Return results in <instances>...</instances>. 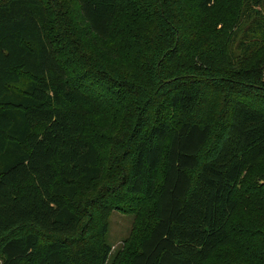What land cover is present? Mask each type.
I'll list each match as a JSON object with an SVG mask.
<instances>
[{"label": "trees", "instance_id": "obj_1", "mask_svg": "<svg viewBox=\"0 0 264 264\" xmlns=\"http://www.w3.org/2000/svg\"><path fill=\"white\" fill-rule=\"evenodd\" d=\"M229 3L0 0V264H116L108 191L150 207L129 264H264V0L208 40Z\"/></svg>", "mask_w": 264, "mask_h": 264}, {"label": "rangeland", "instance_id": "obj_2", "mask_svg": "<svg viewBox=\"0 0 264 264\" xmlns=\"http://www.w3.org/2000/svg\"><path fill=\"white\" fill-rule=\"evenodd\" d=\"M229 4L225 11L227 12L226 16L228 17V20L231 21V23L228 26H225L224 24H220L219 27L215 32H212L211 35L205 34L208 40H210L211 37H216V39H226L228 35L236 30V37L241 36V31L238 29V25L240 24V15L239 10L237 8V0H229ZM205 37V36H204ZM207 40V41H208ZM108 73V72H107ZM101 77L109 76L108 74H100ZM97 83V81H96ZM97 85H101L103 90L105 91H112L115 88V85L117 86V82L114 80L107 81L106 83L104 81H100L97 83ZM117 90V89H116ZM120 118V117H119ZM123 120V119H121ZM125 122V121H124ZM94 127V125H93ZM93 132L96 131L95 128H93ZM104 136V133H102ZM123 136L122 133H120L117 137L115 136H104L106 138L104 143V167H105V175L103 183H113L118 179L120 175V154L122 151V144L118 143L116 144V141H119V137ZM122 138V137H121ZM120 138V141H121ZM105 185V184H104ZM103 184H97L96 188L97 191H100L103 187ZM108 190V189H107ZM103 190L105 193L106 191ZM107 195L114 200L111 202L115 206L116 204L120 205L119 207H114L108 217V233H107V241L113 246V257H115L118 254V258L116 260V264H129V254H130V246L126 243V241L136 240V233L135 231L139 228L137 226V223L140 219L143 220L151 218L150 216V207L147 208L144 207L141 211L132 210L137 207L139 202H133L129 201L128 195H119V196H112L111 192H107ZM138 227V228H137ZM134 247L132 246V249Z\"/></svg>", "mask_w": 264, "mask_h": 264}, {"label": "built area", "instance_id": "obj_3", "mask_svg": "<svg viewBox=\"0 0 264 264\" xmlns=\"http://www.w3.org/2000/svg\"><path fill=\"white\" fill-rule=\"evenodd\" d=\"M262 75H263V77H264V68H263V71H262Z\"/></svg>", "mask_w": 264, "mask_h": 264}]
</instances>
